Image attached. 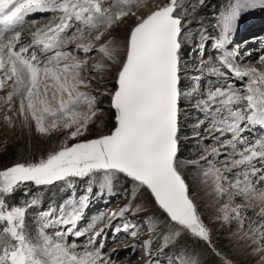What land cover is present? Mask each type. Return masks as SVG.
<instances>
[{
  "label": "snow or ice",
  "instance_id": "6c2138e0",
  "mask_svg": "<svg viewBox=\"0 0 264 264\" xmlns=\"http://www.w3.org/2000/svg\"><path fill=\"white\" fill-rule=\"evenodd\" d=\"M209 3L0 0V264H264V0Z\"/></svg>",
  "mask_w": 264,
  "mask_h": 264
},
{
  "label": "rangeland",
  "instance_id": "374dc122",
  "mask_svg": "<svg viewBox=\"0 0 264 264\" xmlns=\"http://www.w3.org/2000/svg\"><path fill=\"white\" fill-rule=\"evenodd\" d=\"M211 4L212 2L210 0L209 7L211 6ZM253 35L260 36L261 40H264V12H261L259 10H256L252 14L246 15L243 18L241 22L240 30L236 37L237 40L246 39V38L249 39L250 40L249 48L250 49L257 48V51L255 50L252 51L254 53L252 57H253V60H255L258 51L261 48H264V44L258 47L259 44L257 42V39L255 40V42L251 41V37ZM245 50L247 51L248 49H245ZM189 54L190 55L187 58L192 59L193 57L191 55V51L189 52ZM198 55L199 53H196V56ZM241 55H243V52L241 53ZM5 136H6V129L3 126V124L0 123V143L3 142ZM29 145H31L30 149H29ZM43 147H45L44 142L37 136L33 135L31 138H29L26 133L21 135L17 131L13 133L12 137L9 139V143L7 145L6 150L0 149V167L6 164H9L11 161L17 159L18 155H20L21 153H23L24 155H27L29 150H31L32 152H36V151H39ZM53 189H54L53 194L52 192L51 193L49 192L46 194L42 192V203L44 207H47L49 202H58L60 198L64 195L62 191L60 190L58 191V189L56 188H53ZM120 203H122V201L119 198H115L111 200L107 205L104 204V207L102 209H104L105 207L115 208ZM89 215H91V213ZM123 243L131 244L132 239L130 237L125 238L123 240ZM109 247L119 248L120 245L113 243V244H109ZM116 255L120 258L122 264H124L125 257H128L129 259H131L132 264H141V262L138 259H135L134 257L130 256V250L128 249H121Z\"/></svg>",
  "mask_w": 264,
  "mask_h": 264
},
{
  "label": "bare ground",
  "instance_id": "6f19581e",
  "mask_svg": "<svg viewBox=\"0 0 264 264\" xmlns=\"http://www.w3.org/2000/svg\"><path fill=\"white\" fill-rule=\"evenodd\" d=\"M255 36V38L257 39V42H258V47L259 46H262L263 44H261L260 43V41H261V37L260 36H256V35H254ZM247 39V38H246ZM257 51V48H251V51ZM253 52H252V56H253ZM252 59H253V57H252ZM189 68H191V64H189ZM104 207V203L103 202H101V203H99V204H97V205H95L94 206V208H93V212H95L96 210H98V209H102Z\"/></svg>",
  "mask_w": 264,
  "mask_h": 264
},
{
  "label": "trees",
  "instance_id": "16d2710c",
  "mask_svg": "<svg viewBox=\"0 0 264 264\" xmlns=\"http://www.w3.org/2000/svg\"><path fill=\"white\" fill-rule=\"evenodd\" d=\"M211 2H212V4H213V3H216L217 0H211ZM190 51H191L190 48H189V49H186V52L189 53ZM53 190H54V189H51V190H44L43 193L46 194V193H49V192L51 193V192H52V194H53ZM55 190H56V189H55ZM58 191H59V190H58ZM52 194H51V195H52ZM21 195H22V194H21ZM50 197H51V196H50ZM56 198H58V197H56Z\"/></svg>",
  "mask_w": 264,
  "mask_h": 264
}]
</instances>
